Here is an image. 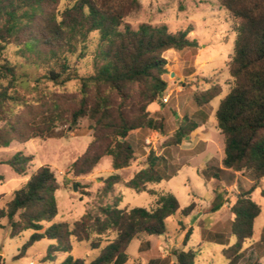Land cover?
Returning a JSON list of instances; mask_svg holds the SVG:
<instances>
[{
    "label": "trees",
    "instance_id": "1",
    "mask_svg": "<svg viewBox=\"0 0 264 264\" xmlns=\"http://www.w3.org/2000/svg\"><path fill=\"white\" fill-rule=\"evenodd\" d=\"M218 2L234 21L235 48L228 68L235 82L216 111L224 137L222 167L202 176L207 182L221 181L222 174L230 173V182H234L237 172L254 175L255 184L239 192L230 207L234 243L229 245L224 234H209V242L225 246L223 255L228 264H241L246 243L253 240L255 222L263 210L251 195L264 179V0ZM139 7L137 0H0V122L5 124L0 130V146L52 134L58 122L75 127L80 119L88 118L93 123V141L72 164L74 177L92 174L105 157H111L114 171L128 168L136 155L129 137L142 129L164 130L163 120L152 117L148 108L162 105L168 88L165 53L199 46L189 37L192 28L171 33L166 26L142 23L134 29L126 19ZM93 33L99 34L95 72L80 76L71 58L78 53V59L86 57V45ZM11 45L19 48L28 64L42 68V73L32 79L30 89L18 85L19 66L6 56ZM73 80L80 82L79 99L68 108L43 90L46 83L62 86ZM32 94L37 95L35 104ZM221 94L222 88L214 85L195 93L193 99L202 107ZM18 107L21 109L17 112ZM44 115H49V121L38 123ZM197 128L196 122L185 117L171 144L180 145ZM160 160L151 152L148 167L135 174L127 187L145 192L148 184L169 180L171 176L157 168ZM31 161L32 157L18 153L0 164L26 176ZM120 181L118 174L109 176L98 195L109 196ZM60 188L50 166H42L0 209V220H8L11 238L34 231L17 258L37 241L48 239L56 243L49 247L44 261L56 263L61 254L64 261L60 264H127V250L134 239L164 236L170 217L178 213L188 217L194 210V204L182 209L178 199L167 193L158 197L152 210L121 209L118 200L114 205L100 206L98 214L87 212L72 224H51L59 213L56 193ZM261 195L264 197V190ZM110 235L114 239L110 240ZM105 237L108 245L102 248ZM73 241L89 243L92 249L100 250L99 256L91 262L75 258ZM251 250L260 264L264 228ZM174 256L176 264H196L198 252L181 249Z\"/></svg>",
    "mask_w": 264,
    "mask_h": 264
},
{
    "label": "rangeland",
    "instance_id": "2",
    "mask_svg": "<svg viewBox=\"0 0 264 264\" xmlns=\"http://www.w3.org/2000/svg\"><path fill=\"white\" fill-rule=\"evenodd\" d=\"M137 1L140 4L139 9L133 11L126 19L134 29L142 23L166 26L171 33L192 28L189 37L197 40L199 45L196 49L170 50L165 53L168 61V73L165 75L168 88L164 95H170L167 105L163 103L166 116L157 118L152 114L151 106L148 108L152 117L163 120V132L142 129L129 137L136 155L128 168L114 171L111 157H105L92 174L79 178L74 177L71 167L93 141V123L88 118L80 119L75 127L58 122L52 134L37 137L26 143L13 141L9 147L0 146V161L8 160L18 153L32 157L26 176L16 174L7 164H0V209L12 200L15 191L24 186L26 178H30L37 169L46 165L54 171L61 187L56 193L59 213L51 224H72L87 212L98 214L100 206L114 205L118 200H121V209L141 207L152 210L159 196L171 193L178 199L182 209L194 204L193 212L188 217H183L181 213L170 217L166 222L167 233L164 236H142L134 239L127 250V264H176L174 252L181 249L197 251L196 264H228L223 255L225 246L209 242V234H224L230 239V245L234 243L231 233L233 215L230 207L239 192L252 188L255 178L251 172L243 171L235 174L234 182H230V173L222 174L221 181L210 179L207 182L202 174L221 168L224 158V137L218 128L215 115L222 99L231 91L235 82L228 68L235 48L234 21L220 7L218 0ZM98 46L99 34L93 33L86 45V57L78 59V53L71 58L80 76L94 74ZM6 56L19 66L18 85L30 89L33 86L32 79L42 73V68L28 64L19 48L14 45L7 48ZM214 85L222 88V94L209 104L197 106L193 99L194 94L208 90ZM43 90L50 95L54 94L53 98H58L62 105L68 108L73 101L79 99L80 82L73 80L62 86L46 83ZM31 98L35 100L37 95L32 94ZM32 102L35 104L36 100ZM20 109L18 107L17 112ZM185 117L196 123L205 122L213 134V144H210V148L194 158L180 155L177 145L171 144ZM49 119V115H44L38 123L48 122ZM4 126V122H0V130ZM193 134L194 132L183 142H187ZM146 139L155 142V149L151 152L163 160L159 161L157 168L171 178L161 183L148 184L145 192H138L128 188L126 183L140 170L148 167ZM206 159L208 160L205 161ZM179 168L181 169L178 170ZM114 174L121 178L120 183L115 185L114 192L107 197L98 195L104 181ZM259 185L251 195L252 199L263 207L255 222V237L264 225V197L261 195L264 179ZM220 204H223L222 207L213 211L214 207ZM189 232L190 238L186 242L187 245H184ZM33 233L34 231L27 230L18 237L11 238L8 220H0V262L60 264L64 261V255L61 254L57 256L56 263L44 261L49 247L56 243L48 239L37 241L24 256L17 258ZM114 237L110 235L108 238L112 240ZM104 239L102 248L108 245L107 238ZM248 246L247 242L246 247ZM99 254L100 250L92 249L89 243L73 241L72 256L75 258L91 262ZM257 263L256 254L246 250L241 264Z\"/></svg>",
    "mask_w": 264,
    "mask_h": 264
},
{
    "label": "crops",
    "instance_id": "3",
    "mask_svg": "<svg viewBox=\"0 0 264 264\" xmlns=\"http://www.w3.org/2000/svg\"><path fill=\"white\" fill-rule=\"evenodd\" d=\"M163 105L164 104L151 105L150 109H151L152 114L155 117L161 118V116H166V113L164 112L165 109H163L164 107ZM166 105L167 104H165V106ZM165 120H167V117H165ZM197 124H198V128L194 131L193 136L190 137V139L187 142H183L182 144L177 145V147L179 148L178 152L180 155H189L190 158H194L195 156H199V154L205 153L210 148V144H213V134L211 130L206 126V123L200 122ZM207 160L208 159H206L205 161ZM180 169L181 168H179L178 170ZM28 180L29 178H26L25 182H27ZM263 228H264V225L258 236L255 237V233H254L253 240L248 242L249 246L246 247V250H249L250 252H252L251 247L261 239ZM150 239L149 241H151ZM229 243H230V239H229ZM152 263L155 264V262H152ZM260 263L264 264V257L260 260Z\"/></svg>",
    "mask_w": 264,
    "mask_h": 264
},
{
    "label": "built area",
    "instance_id": "4",
    "mask_svg": "<svg viewBox=\"0 0 264 264\" xmlns=\"http://www.w3.org/2000/svg\"><path fill=\"white\" fill-rule=\"evenodd\" d=\"M169 100H170V95H164L163 103L167 104ZM145 143H146L145 151L147 155H149L152 149H155V142H152L150 139H146Z\"/></svg>",
    "mask_w": 264,
    "mask_h": 264
}]
</instances>
